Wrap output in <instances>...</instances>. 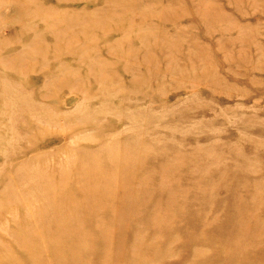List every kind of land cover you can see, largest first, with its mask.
Instances as JSON below:
<instances>
[{"label": "rangeland", "instance_id": "1", "mask_svg": "<svg viewBox=\"0 0 264 264\" xmlns=\"http://www.w3.org/2000/svg\"><path fill=\"white\" fill-rule=\"evenodd\" d=\"M0 264H264V0H0Z\"/></svg>", "mask_w": 264, "mask_h": 264}, {"label": "bare ground", "instance_id": "2", "mask_svg": "<svg viewBox=\"0 0 264 264\" xmlns=\"http://www.w3.org/2000/svg\"><path fill=\"white\" fill-rule=\"evenodd\" d=\"M121 188V187H120ZM46 202V201H45ZM47 205H48V203H47ZM54 205V204H53ZM57 212V211H56ZM55 215V214H54ZM116 215H118V214H116ZM59 216V215H58ZM54 217V216H53ZM59 217H61V216H59ZM62 217H64L63 215H62ZM56 220V219H55ZM118 220V219H117ZM39 221V220H38ZM44 221V220H43ZM73 222H75V221H73ZM49 224V223H48ZM77 224V223H76ZM37 225V224H36ZM67 225V224H66ZM49 226H52L51 225V223H50V225ZM72 226H74V225H72ZM77 228V227H76ZM62 231V230H61ZM46 257V256H45Z\"/></svg>", "mask_w": 264, "mask_h": 264}]
</instances>
